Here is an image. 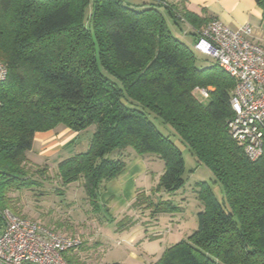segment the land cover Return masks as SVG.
<instances>
[{
	"label": "trees",
	"instance_id": "16d2710c",
	"mask_svg": "<svg viewBox=\"0 0 264 264\" xmlns=\"http://www.w3.org/2000/svg\"><path fill=\"white\" fill-rule=\"evenodd\" d=\"M253 1L264 20V0ZM168 20L194 43L209 21L169 0H0V62L7 68L0 82V208L12 207L10 193L47 183L62 198L81 185L100 210L105 184L134 153L161 160L163 171L130 209L149 210L153 220L176 212L166 197L184 186V160L160 124L211 171L222 198L197 183L196 229L154 264H264V144L250 161L231 139L234 79L216 61L197 66ZM195 88L208 90L206 104L194 98ZM58 126L94 131L84 151L55 166L35 164L34 135Z\"/></svg>",
	"mask_w": 264,
	"mask_h": 264
},
{
	"label": "rangeland",
	"instance_id": "374dc122",
	"mask_svg": "<svg viewBox=\"0 0 264 264\" xmlns=\"http://www.w3.org/2000/svg\"><path fill=\"white\" fill-rule=\"evenodd\" d=\"M130 1L137 3L139 0H124ZM168 22L172 33L194 52L197 66L209 67L215 64L214 59L194 51L192 37H183L179 29L174 26L176 29L174 31L171 22L169 20ZM195 89L192 92L194 98L199 103L206 104L208 99ZM157 127L163 135L174 142L184 160V186L166 197V200L179 209L176 212L160 214L153 220L149 216V210L138 208L128 209L126 217L115 214L111 218L109 210L107 213L101 203L100 210L92 209L83 197L81 185L72 186L62 198L53 193L54 185L47 183L40 189L10 193L9 196L14 200L10 210L14 212L16 209L19 215L39 221L63 235L79 237L82 245L77 250L67 253L66 257L77 258L81 264H154L166 248L185 239L196 229V214L200 205L195 193L197 183L205 182L218 200L222 198L221 187L214 183L211 171L197 163L187 145L169 126L157 124ZM93 131L94 126L76 134L74 143L59 155V159L63 160L74 153L84 151ZM127 152L128 150L124 155H127ZM133 157L139 158L133 153L130 159H127V163ZM50 162L52 161L48 160L47 163ZM57 163L58 161L54 165ZM159 166L160 172H157ZM146 169L148 181L157 182L159 174L163 171V162L158 159V163L151 162ZM156 184L150 183L151 188Z\"/></svg>",
	"mask_w": 264,
	"mask_h": 264
},
{
	"label": "built area",
	"instance_id": "2783aa9c",
	"mask_svg": "<svg viewBox=\"0 0 264 264\" xmlns=\"http://www.w3.org/2000/svg\"><path fill=\"white\" fill-rule=\"evenodd\" d=\"M249 27L237 30L211 19L193 49L214 59L235 81L230 99L229 136L250 161L257 160L264 144V47L251 42ZM7 68L0 62V82ZM208 98V90L196 88ZM82 245L79 237L63 235L39 221L0 208V264H68L65 256Z\"/></svg>",
	"mask_w": 264,
	"mask_h": 264
},
{
	"label": "crops",
	"instance_id": "0c3cea01",
	"mask_svg": "<svg viewBox=\"0 0 264 264\" xmlns=\"http://www.w3.org/2000/svg\"><path fill=\"white\" fill-rule=\"evenodd\" d=\"M169 2L178 3L180 7L184 6L187 11L206 20H217L232 30L247 26L251 30L247 39L264 47V20L253 0H169ZM75 135L62 126L52 131L36 133L29 157L35 164L51 160L50 164L55 166L57 161H61L59 155L74 143ZM151 162L158 163V159L144 160L142 157H133L120 176L105 184L99 195V202L104 210H109L111 218L115 214L126 217V212L138 195L150 194L152 187L150 183L153 185L157 183L148 181L146 166ZM157 172H160V166Z\"/></svg>",
	"mask_w": 264,
	"mask_h": 264
}]
</instances>
